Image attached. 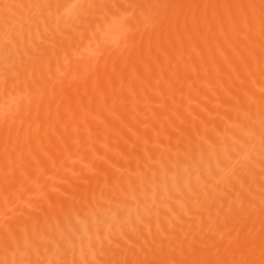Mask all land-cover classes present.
Instances as JSON below:
<instances>
[{
  "label": "bare ground",
  "instance_id": "6f19581e",
  "mask_svg": "<svg viewBox=\"0 0 264 264\" xmlns=\"http://www.w3.org/2000/svg\"><path fill=\"white\" fill-rule=\"evenodd\" d=\"M0 264H264V0H0Z\"/></svg>",
  "mask_w": 264,
  "mask_h": 264
}]
</instances>
